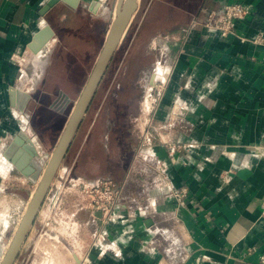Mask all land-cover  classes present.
Returning <instances> with one entry per match:
<instances>
[{
    "label": "crops",
    "instance_id": "1",
    "mask_svg": "<svg viewBox=\"0 0 264 264\" xmlns=\"http://www.w3.org/2000/svg\"><path fill=\"white\" fill-rule=\"evenodd\" d=\"M48 1L0 0V208L10 196L26 200L35 193L39 158L61 137L59 119L82 95L118 2H60L44 12ZM235 2L252 10L236 22L235 34L222 37L206 28L211 13L220 18ZM133 23L114 55L123 54L116 73L108 74L113 57L60 180L52 183L51 203L67 183L112 180L126 183L120 212L134 217L105 227L79 206L73 223L87 234L70 235L68 242L53 237L55 249L68 243L70 250L51 252L47 260L262 264L264 46L241 38L264 34V0H139ZM136 50L152 58L130 92L144 81L165 83L150 113L140 110L139 98L128 97L126 76L118 75ZM182 189L186 195L178 200L174 193ZM14 215H0V245L10 241Z\"/></svg>",
    "mask_w": 264,
    "mask_h": 264
},
{
    "label": "rangeland",
    "instance_id": "2",
    "mask_svg": "<svg viewBox=\"0 0 264 264\" xmlns=\"http://www.w3.org/2000/svg\"><path fill=\"white\" fill-rule=\"evenodd\" d=\"M137 20H138V16L135 18V22H137ZM134 24L135 23H133V26ZM125 43L123 42L122 44H125ZM122 55L123 54L121 52L117 53L114 61L112 62V66H111L112 71H108L109 75L116 73L117 67H119L120 65ZM151 58L152 56L150 54L148 55L145 51H142V50L133 51V56L132 54L130 56L131 60L128 59L130 63L127 64L125 62L123 65V68H121L119 72V77L120 76L122 77L123 74L126 76V82L124 83H126L129 87V90L127 92L129 93L128 97H130L133 94L135 97V100H133L134 102H136V99L139 98L140 110L143 113L144 111L146 112V108L148 109V103H150L151 109L154 106L151 101L152 99L156 98V91L152 92L151 94L153 97H150L149 96L150 86L146 84L145 81L139 85V89L137 90L134 89L133 93L130 92V86L132 85V82H131L132 79L137 80V79H142L144 77V74L142 71L146 72L149 69V67H147L148 66L147 64L149 63L148 60ZM74 105L75 104H72L71 106H69L65 114L62 115V117H60L59 122H61V124L64 122V124L66 125ZM47 118L49 121H54L56 119L58 120V118L54 117V115L52 114H47ZM56 144L52 146L51 151L56 146ZM66 164H67V161L65 159L61 167L65 166ZM61 167L55 177V179L57 178V180L59 179L58 178L59 175L62 173ZM65 185L66 187L63 190V192L60 191L59 194H57L58 195L57 198L59 197L58 200L56 198V200L53 203H51V199L53 195L56 193V189L55 188L51 189L52 188V185H51L47 193V196L43 202V205L40 208V211L36 217V220L25 240V243L22 247V250L15 264H51V261L47 260V257H46L48 256L49 253L58 251V250L62 252L63 250L65 252L70 250L68 243L64 244V245H67L68 247L67 249H63V248L55 249V246L57 245V243H54L52 239L53 237L61 236V237H64L65 240H67L68 242V240H70L69 239L70 235L78 234L82 237L84 234H87L84 227L82 226L75 227L73 223L74 218H72L73 214L79 208V206L83 207L82 204H83L84 198L81 192V188L80 186H74L69 183ZM34 189H35L34 187H31V189L29 190V193L33 191ZM31 196L32 195L29 194L28 199L26 200H23V199L20 200L19 196H16V197L10 196L8 200H3L2 206L0 208V215L3 216L4 218H8L9 220L13 218V214L16 213V215H14V226L12 228V231H13L12 235H10L8 238L10 239V241L7 242L6 244L0 245V263L3 260L9 248V243L11 242V239H13L16 229L18 228L17 223L19 224L21 222L22 217L25 214L27 204L30 201ZM1 229L2 228H0V230Z\"/></svg>",
    "mask_w": 264,
    "mask_h": 264
},
{
    "label": "water",
    "instance_id": "3",
    "mask_svg": "<svg viewBox=\"0 0 264 264\" xmlns=\"http://www.w3.org/2000/svg\"><path fill=\"white\" fill-rule=\"evenodd\" d=\"M60 2L75 7L79 3V0H49L44 8V12L50 11ZM138 9L139 0H118L114 10H110L112 23L102 51L96 61L92 75L85 86L82 95L75 103L56 146L51 152L46 153L44 157L39 158V162L43 167H39V175L41 174V178L38 187L27 204L25 214L23 215L9 248L0 264L16 263L47 193L63 163V160L65 159V156L67 155L71 142L89 109L101 80L115 53L125 41ZM37 40L39 42L43 41V33L37 37ZM29 98L30 95L27 93L25 95V100L27 101Z\"/></svg>",
    "mask_w": 264,
    "mask_h": 264
},
{
    "label": "built area",
    "instance_id": "4",
    "mask_svg": "<svg viewBox=\"0 0 264 264\" xmlns=\"http://www.w3.org/2000/svg\"><path fill=\"white\" fill-rule=\"evenodd\" d=\"M252 10L250 6L242 3L235 2L225 7L224 12L220 18H216L214 13L209 15V20L205 24L206 28L220 34L222 37H227L235 34L236 22L246 19ZM195 26V25H194ZM243 42H251L253 44L264 46V34H257L251 38L242 37ZM264 59V54H263ZM165 89V83H159L155 87L150 86L149 96L152 92L156 91V98L152 99V104L156 103L158 96L161 95ZM150 104V103H149ZM153 107L149 109L148 113L152 112ZM173 149V147H171ZM126 183L118 184L112 180H97L95 182H84L80 184L81 192L83 194L82 206L88 209L92 216L97 219L102 226H114L130 222L134 217L133 215L126 216L120 212L122 206V195ZM178 200H181L185 195V190H177L174 193ZM127 228L131 229L128 224ZM100 245H104L103 240H98ZM264 264V257L261 258Z\"/></svg>",
    "mask_w": 264,
    "mask_h": 264
},
{
    "label": "trees",
    "instance_id": "5",
    "mask_svg": "<svg viewBox=\"0 0 264 264\" xmlns=\"http://www.w3.org/2000/svg\"><path fill=\"white\" fill-rule=\"evenodd\" d=\"M132 27H133V25H132ZM132 27L130 28V31H129V33H128V35H127V37H126L124 43L127 42V40L131 37V33L133 32ZM114 58H115V57H114ZM128 59H130V56L127 57V61L125 60V62H126L127 64L130 63ZM125 62H124V63H125ZM122 68H123V67H122ZM118 75H119V74H118ZM123 75H124V74H123Z\"/></svg>",
    "mask_w": 264,
    "mask_h": 264
},
{
    "label": "bare ground",
    "instance_id": "6",
    "mask_svg": "<svg viewBox=\"0 0 264 264\" xmlns=\"http://www.w3.org/2000/svg\"><path fill=\"white\" fill-rule=\"evenodd\" d=\"M146 102V101H145ZM150 102V101H149ZM150 109V104L148 103V109L146 108V111L148 112Z\"/></svg>",
    "mask_w": 264,
    "mask_h": 264
}]
</instances>
